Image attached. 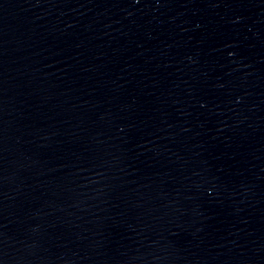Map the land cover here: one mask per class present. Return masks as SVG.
<instances>
[{"label": "water", "instance_id": "95a60500", "mask_svg": "<svg viewBox=\"0 0 264 264\" xmlns=\"http://www.w3.org/2000/svg\"><path fill=\"white\" fill-rule=\"evenodd\" d=\"M0 264H264V0H0Z\"/></svg>", "mask_w": 264, "mask_h": 264}]
</instances>
